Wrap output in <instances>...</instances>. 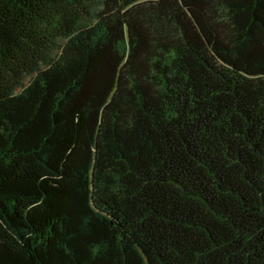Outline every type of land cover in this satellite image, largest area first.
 I'll use <instances>...</instances> for the list:
<instances>
[{
	"label": "trees",
	"instance_id": "1",
	"mask_svg": "<svg viewBox=\"0 0 264 264\" xmlns=\"http://www.w3.org/2000/svg\"><path fill=\"white\" fill-rule=\"evenodd\" d=\"M0 264H264V0H0Z\"/></svg>",
	"mask_w": 264,
	"mask_h": 264
}]
</instances>
